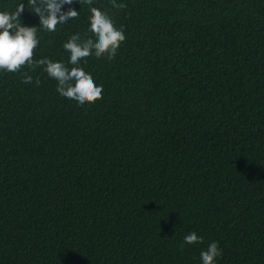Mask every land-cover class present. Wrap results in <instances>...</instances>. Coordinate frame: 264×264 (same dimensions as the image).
Masks as SVG:
<instances>
[{
  "label": "trees",
  "instance_id": "16d2710c",
  "mask_svg": "<svg viewBox=\"0 0 264 264\" xmlns=\"http://www.w3.org/2000/svg\"><path fill=\"white\" fill-rule=\"evenodd\" d=\"M21 3L39 27L29 0L0 11ZM117 3L74 0L37 32L34 60L70 69L90 7L124 28L113 60L80 63L102 99L62 97L44 65L0 70V264H202L214 241L215 264H264V0Z\"/></svg>",
  "mask_w": 264,
  "mask_h": 264
},
{
  "label": "clouds",
  "instance_id": "9594fccd",
  "mask_svg": "<svg viewBox=\"0 0 264 264\" xmlns=\"http://www.w3.org/2000/svg\"><path fill=\"white\" fill-rule=\"evenodd\" d=\"M73 2L74 0H29L32 12L39 17V27L22 26L17 23L25 10L23 3L18 5L14 12L0 11V70L16 73L25 66L31 67L33 63L44 65L47 75L57 81L56 91L62 97L83 106L103 98V85L96 84L92 75L80 66L81 61L93 53L98 59L107 57L109 61L113 60L126 37L124 28H117L107 12L98 7H90L89 32L94 38L82 40L77 33L63 45L64 50L70 53L68 60V64L72 65L70 69L63 61L54 62L48 58L35 61V50L39 47L38 29L55 32L57 25L66 24L69 20L77 18L79 15L77 10L72 8L62 10L65 4L71 5ZM76 2L91 6L94 0ZM110 2L117 9L127 7L124 3H117V0ZM23 83H32V77L27 72L23 74ZM184 242L188 245L202 243L203 237L193 231L184 237ZM220 256L222 250L215 241L207 250L200 253L202 264H215L216 258Z\"/></svg>",
  "mask_w": 264,
  "mask_h": 264
}]
</instances>
